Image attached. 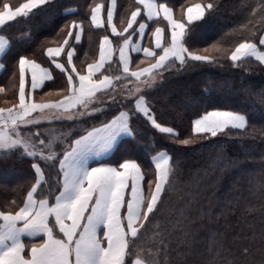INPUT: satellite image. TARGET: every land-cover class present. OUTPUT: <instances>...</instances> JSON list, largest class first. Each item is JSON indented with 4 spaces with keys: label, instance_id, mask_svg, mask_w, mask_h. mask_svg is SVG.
Wrapping results in <instances>:
<instances>
[{
    "label": "snow or ice",
    "instance_id": "obj_1",
    "mask_svg": "<svg viewBox=\"0 0 264 264\" xmlns=\"http://www.w3.org/2000/svg\"><path fill=\"white\" fill-rule=\"evenodd\" d=\"M49 2L24 0L16 7L5 2L0 8V26L17 17L28 18L33 10ZM137 4L139 6L131 11L122 31L114 23L116 0H110L107 6L106 21L100 15L101 4L97 3L94 7L90 5L92 26H107L112 34L125 37L118 50V62L121 65L119 75L102 74L106 64L113 60L114 49L109 35L100 38L98 59L87 65L86 73L77 70L73 64V44L81 42L84 31L83 21L78 20L69 22L63 42L43 50L51 64L66 75L67 88L57 89L58 99H33L34 90H42L46 81L53 79L52 73L35 58L25 55L18 57L17 102L11 103L9 107H0V159L16 154L15 150L21 148L19 157L33 161L31 168L34 182L30 183L19 204L13 200L14 208L0 210V264H129L131 257L134 259H131L130 264H162L161 256L163 264H170L169 245L163 239L164 229L156 214L162 211L165 197L176 190L177 168L172 163V156L162 149L151 157L155 169L154 180L147 178L135 159L91 166L90 157L111 151L122 135L135 138L130 124L134 114H142L156 130L176 143L193 144L195 141L192 136L180 139L176 128L158 122L152 106L142 94L143 90L151 88L162 70L173 62H178L181 67L189 60L215 63L221 58L229 59L234 65L248 58L264 63V50H261L264 48V34L259 36V47L252 38H246L226 49V57L201 54L190 50L186 42L190 25L201 20L205 9L214 7L213 3L189 6L184 20L175 19L173 9L166 3L137 0ZM257 9L264 12V5L258 4L253 8L251 16L256 15ZM142 10L146 19L137 20ZM71 11L66 10L65 14ZM161 15L167 22V30L157 25L150 34L146 33L149 27L146 21H153ZM261 21H264V16L255 21L249 19L240 27L255 29ZM121 23H124L123 19ZM129 29L132 30L131 34H128ZM137 33L139 38L133 42V35ZM145 35H150L152 47L143 46ZM70 37L74 39L70 40ZM10 48V39L0 34V60ZM209 48L221 52L218 43ZM204 51L207 53L209 49ZM62 52L66 54L64 63H61ZM130 53H143L150 58V62L145 67L138 66L132 70ZM97 73L101 74L100 79L94 78ZM26 75L29 77L27 81ZM12 76L15 79L17 73L14 72ZM121 80L128 81L123 85L121 95L125 102L132 103L134 112L121 107L106 123L88 128L83 134L76 135L75 139H70L62 151L56 150L61 134H56L55 130L47 139L39 128L27 135L22 133V125L28 127L41 122L78 120L85 115L103 111L110 104L117 103L116 95H109L106 99L98 97L113 91L115 83ZM12 88H17V85L13 83ZM6 91L5 87L0 86V93ZM65 91L66 94L61 95ZM51 94L44 93L45 96ZM96 104L101 107H95ZM248 119L240 110L213 109L192 121V133L214 137L229 128L244 130ZM46 168L54 169L56 175H46ZM259 190L264 192V182L259 185ZM186 194L194 197L191 192ZM191 206V199L185 201L177 215L184 216ZM211 211L202 209L201 214L211 215ZM150 224L152 231L149 236ZM25 235L38 238L39 242L26 245L23 239ZM149 241L150 247H141V244ZM214 242L213 235L210 237V247ZM243 251L246 253L248 249ZM208 264H213V261Z\"/></svg>",
    "mask_w": 264,
    "mask_h": 264
},
{
    "label": "trees",
    "instance_id": "obj_2",
    "mask_svg": "<svg viewBox=\"0 0 264 264\" xmlns=\"http://www.w3.org/2000/svg\"><path fill=\"white\" fill-rule=\"evenodd\" d=\"M18 3L23 0H16ZM166 3L173 11H183L188 5L211 2L212 9H205L201 20L190 25L186 46L201 54L227 56L226 49L234 47L242 39L252 38L259 47V36L264 32V21L255 29L241 28L249 19L264 16L252 9L264 0H157ZM107 6L108 0H51L33 10L28 18H20L9 24L7 33L11 41V56L34 53L46 44L40 39H62L67 34V25L72 20L83 21V43L75 45V58L83 56L86 64L95 54L97 42L107 32L90 24V5ZM114 23H124L137 4L135 0H116ZM66 10H72L65 14ZM253 31L255 35L253 36ZM30 34V35H29ZM28 37V38H21ZM220 44L221 52L210 49ZM205 49L209 52L205 53ZM261 50H264L262 48ZM11 56L3 58L0 86L7 89L0 101L13 99L10 88L14 64ZM9 58V59H8ZM117 61H112L105 72H116ZM127 81L121 80L116 86ZM119 88L116 89L118 92ZM114 92V90H113ZM104 93L98 99L116 95L117 103L110 104L101 112L91 113L78 120L59 125L56 122L39 123L25 127V135L37 128L47 139L55 130L61 134L57 141L58 152L84 130L107 122L121 107L133 111L132 103L125 102L120 93ZM142 94L152 106L158 122L176 128L180 139L192 136L194 143L181 145L166 134L156 130L142 114H134L130 124L135 138L123 139L115 149L122 159H135L142 169H151L150 157L160 150H167L176 166V190L165 197L162 211L156 214L164 229L163 239L168 243L170 264H264V192L259 185L264 182V63L248 58L233 64L227 58L215 63L189 60L183 67L177 62L165 68L162 80L143 90ZM131 98H129L130 100ZM95 107H101L99 104ZM243 111L248 116L244 130L229 128L216 136L192 133V121L213 109ZM38 139V138H36ZM16 154L0 159V209L9 210L22 201L33 173L30 158ZM44 167L43 163L41 164ZM46 175L55 176L54 169H45ZM6 177V178H5ZM7 179V180H6ZM191 192L194 197L186 193ZM192 200V206L184 216L177 212ZM211 209V215H202L201 210ZM179 221L177 224L176 222ZM149 225L148 235H151ZM214 235V243L210 237ZM147 239V238H146ZM150 241L141 247H150ZM247 248L245 253L243 249ZM214 258V260H213ZM131 259L129 258V264ZM163 264V256H161Z\"/></svg>",
    "mask_w": 264,
    "mask_h": 264
},
{
    "label": "crops",
    "instance_id": "obj_3",
    "mask_svg": "<svg viewBox=\"0 0 264 264\" xmlns=\"http://www.w3.org/2000/svg\"><path fill=\"white\" fill-rule=\"evenodd\" d=\"M5 2L9 3L13 7H16V6L19 5V3L16 0H0V8H2V6H3V4ZM22 2H24V0ZM109 2H110V0H108V4H109ZM135 3L137 4V0H135ZM108 4H107V6H108ZM195 4H197V3H193V4L188 5L183 11H180V12L179 11H173V17L175 19L184 20L186 18V9L189 6L195 5ZM101 6H102L101 7V10H100L101 18L106 21L107 6L104 7L102 4H101ZM137 6H139V5L137 4ZM129 16H130V14H129ZM20 18H23V17H17L13 21L6 22V24L4 26H0V34H4V35H6L9 38V35L7 33V29H8L7 26L9 24H11L12 22L16 21L17 19H20ZM142 18H145L144 17V14H143V10L141 11L140 14H138L137 20H140ZM146 22L149 24V27L146 29V33H148V34H150L157 25H159V26L165 28V30H167V22H166V20H164L163 15H161V17H159V18H154L153 21H146ZM126 23H127V20L123 24L120 23L118 26L116 25L117 28H118V30L119 31H122L123 28L126 26ZM93 27H95V26H93ZM134 27H135V25H134ZM95 28H98V27H95ZM99 29H103V30H105L107 32L104 35H109V39L111 40L112 47L114 49V52H113V60L112 61H114V60L117 61V71L116 72H114V73L113 72H105V69L109 68V66L111 65V63H112V61H111L110 63L106 64L105 69L102 70V74H104V75H119L120 74V70H121V65L118 62V55H119V51L118 50H119V46H120V44L122 42V39H124L125 37H120V36H117L115 34H112L111 33V29L108 28L107 26L99 27ZM131 33H132V30L129 29V33L128 34H131ZM128 34H125V35L127 36ZM263 34H264V32H263ZM104 35H102V36H104ZM138 38H139L138 33L137 34H134L133 35V42H135V40L138 39ZM71 39H74V38L70 37V40ZM83 40H84V37H83V33H82L81 42L73 44V47L75 48V45L81 46V44L83 43ZM40 41H43V42L46 43L43 46L42 50H40L38 52H34V53H23V54H20V55L28 56L29 58H35L44 67L49 68L50 71H51V73H52L53 79L50 80V81H46V86H44L42 88V90L41 89L34 90V92H33V99H35L37 101L41 100V98H43V99H52V98L58 99L59 98V95L56 94L57 93V89L63 88V89L66 90V88H67L66 75H64L61 72L60 69L55 68V66L51 64L50 60L47 58V55H46V53H44L43 50H44V48L49 47V46H53V47L58 46L59 43L63 42V38L62 39H59V40H56L55 43L54 42H51V40H45V39H40ZM99 41H100V39L97 42V47L95 49L94 56L86 64L83 63V56L78 55V60H76V58L74 57L75 56V53H74V56H73V64L76 66V68H77L78 71H80L82 73H86V71H87V65L89 63L94 62L96 59H98V54H99ZM142 44H143V46H147V47H152L153 46L152 40L150 39V35H145L143 37ZM20 55H18V53H17V55L11 56L10 50H9L7 52V54L4 55V57H3V58H5V56L14 57V58H10V59L8 58L9 61L11 62V64H14V68H15V69L12 70V73H11V84H10V88L13 89L14 96H13V99H11V100H2V101H0V107H8V106L11 105V103L17 102V99H18V96L16 95V93L18 91V67H17V63H18V57ZM61 56L63 57V59H61V63H64L66 61V54L62 52L61 53ZM130 56H131L130 68L132 70H136V68L138 66L139 67H145V66H147V63L150 62V58L145 57L143 55V53H139V54H137V53H130ZM0 65H4L3 59L0 60ZM67 67L70 68L71 66H67ZM3 69H4V67H0V75L3 72ZM163 70L158 75L157 79L153 83V86L156 85V84H158L162 80ZM14 72L17 73V76L15 77V79H13V76H12V74ZM100 77H101V74L100 73H97L94 76L95 79H100ZM28 79H29V77L26 75V81ZM13 83H15L17 85V88H12V84ZM127 83H128V81L126 83H123L120 86H118V85L116 86L117 83H115L114 92L113 91H110V92L116 93L117 92L116 89L119 88L120 90H118L117 93H120L121 94L122 89H123V85H125ZM27 87H28V85L26 83V89H27ZM46 92H51L52 94L50 96H45L44 93H46ZM110 92H106V93H110ZM2 94L3 93H0V96ZM62 94H66V91H65V93H61V95ZM102 94H104V93H102ZM66 121H70V120H57L55 122L58 123L59 125H62V123L63 122H66ZM41 123H48V122H41ZM102 123H106V122H102ZM100 124L101 123L96 124L94 126H99ZM94 126H92V127H94ZM25 129H26L25 126L22 125L21 126L22 133L25 131ZM81 134H83V132ZM127 138H131V137L130 136H127V135H122L120 137L119 141L117 142V145L119 144V142L121 140L127 139ZM117 145L111 151L102 153L100 156L92 155L90 157V161L92 162L91 163V166H96L97 163L116 164L118 162H122L123 159L120 158L119 156H117V154L114 153ZM151 157H150V162H151V166H152L151 169L148 170V171H145V169H143V170L146 173L148 179H153L154 180L155 169H154V164L151 161ZM32 173H33V179L32 180L34 182V172H33V170H32ZM100 235L101 236L103 235L102 232L100 233ZM23 239H24V243L26 245H29V246L33 242H39V239L38 238H29L26 235L23 237Z\"/></svg>",
    "mask_w": 264,
    "mask_h": 264
},
{
    "label": "rangeland",
    "instance_id": "obj_4",
    "mask_svg": "<svg viewBox=\"0 0 264 264\" xmlns=\"http://www.w3.org/2000/svg\"><path fill=\"white\" fill-rule=\"evenodd\" d=\"M6 178V177H5ZM7 180V179H6Z\"/></svg>",
    "mask_w": 264,
    "mask_h": 264
},
{
    "label": "built area",
    "instance_id": "obj_5",
    "mask_svg": "<svg viewBox=\"0 0 264 264\" xmlns=\"http://www.w3.org/2000/svg\"><path fill=\"white\" fill-rule=\"evenodd\" d=\"M9 107V106H8Z\"/></svg>",
    "mask_w": 264,
    "mask_h": 264
}]
</instances>
